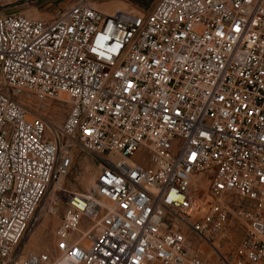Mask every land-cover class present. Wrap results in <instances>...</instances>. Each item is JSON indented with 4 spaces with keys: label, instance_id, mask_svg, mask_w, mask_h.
Instances as JSON below:
<instances>
[{
    "label": "built area",
    "instance_id": "obj_1",
    "mask_svg": "<svg viewBox=\"0 0 264 264\" xmlns=\"http://www.w3.org/2000/svg\"><path fill=\"white\" fill-rule=\"evenodd\" d=\"M76 149L99 162L83 191ZM39 211L54 245L25 253ZM0 264H264V0L0 14Z\"/></svg>",
    "mask_w": 264,
    "mask_h": 264
},
{
    "label": "rangeland",
    "instance_id": "obj_2",
    "mask_svg": "<svg viewBox=\"0 0 264 264\" xmlns=\"http://www.w3.org/2000/svg\"><path fill=\"white\" fill-rule=\"evenodd\" d=\"M79 0H0V14H16L22 13L31 17L41 19H51L58 12H62L69 6L75 4ZM91 4L101 12H108L115 8H121L133 14L143 15L150 11L158 0H89ZM64 97H62L63 99ZM48 107L41 115L45 120L55 127H61L67 113L68 105L62 101H48ZM31 106H34L33 104ZM49 128H53L50 126ZM49 136V131L46 132ZM149 154L145 149H140L130 158L133 163H139L144 167H149ZM99 162L91 155H88L76 149L73 161L67 177L64 180L63 187L68 190L83 191L93 181L97 174ZM195 187L202 192L205 191L207 179L205 176H200L196 179ZM62 210V208H61ZM58 217L46 215L41 223V226L35 231L33 236L30 233L26 236L23 242V252L28 249L34 251L51 250L54 245L53 232L58 225ZM233 224V223H232ZM37 225V224H36ZM35 225V227H36ZM82 225L87 227V221L82 219ZM236 229L232 242L227 244L226 248H233L236 246L239 238L243 233V227L240 228L237 224L234 225ZM233 227V228H234ZM189 236L197 245L195 236L188 232ZM228 250V249H226Z\"/></svg>",
    "mask_w": 264,
    "mask_h": 264
},
{
    "label": "bare ground",
    "instance_id": "obj_3",
    "mask_svg": "<svg viewBox=\"0 0 264 264\" xmlns=\"http://www.w3.org/2000/svg\"><path fill=\"white\" fill-rule=\"evenodd\" d=\"M91 183H92V182H91ZM91 183H90V184H91ZM90 184H89L85 189H87V188L90 186ZM58 185H59V184H54L53 187H52V189H50V191H51V190L54 191ZM61 186H62V185H61ZM40 213H41V211L38 212V215H37L36 219L33 220V224H32V226L30 227V231H29L30 236H33V234L35 233V231L41 226V223H42L43 219L40 220V218H39ZM36 224H37V225H36ZM35 225H36V227H35ZM29 251H34V250H32V248H31V249L26 250L25 253H26V252H29Z\"/></svg>",
    "mask_w": 264,
    "mask_h": 264
},
{
    "label": "crops",
    "instance_id": "obj_4",
    "mask_svg": "<svg viewBox=\"0 0 264 264\" xmlns=\"http://www.w3.org/2000/svg\"><path fill=\"white\" fill-rule=\"evenodd\" d=\"M112 10H113V9H112ZM112 10H110V11H108V12H104V11H102V12L105 13V14H109V13L112 12Z\"/></svg>",
    "mask_w": 264,
    "mask_h": 264
}]
</instances>
